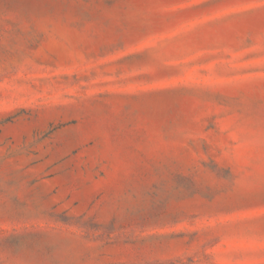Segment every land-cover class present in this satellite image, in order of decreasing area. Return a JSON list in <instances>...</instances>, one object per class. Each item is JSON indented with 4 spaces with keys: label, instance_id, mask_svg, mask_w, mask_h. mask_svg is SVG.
Segmentation results:
<instances>
[{
    "label": "rangeland",
    "instance_id": "rangeland-1",
    "mask_svg": "<svg viewBox=\"0 0 264 264\" xmlns=\"http://www.w3.org/2000/svg\"><path fill=\"white\" fill-rule=\"evenodd\" d=\"M0 264H264V0H0Z\"/></svg>",
    "mask_w": 264,
    "mask_h": 264
}]
</instances>
